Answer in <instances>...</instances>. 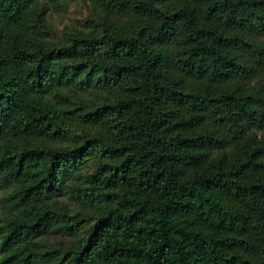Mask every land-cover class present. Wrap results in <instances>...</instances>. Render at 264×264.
<instances>
[{
    "label": "trees",
    "instance_id": "1",
    "mask_svg": "<svg viewBox=\"0 0 264 264\" xmlns=\"http://www.w3.org/2000/svg\"><path fill=\"white\" fill-rule=\"evenodd\" d=\"M68 1L0 0V264H264V0H88L137 17L53 40Z\"/></svg>",
    "mask_w": 264,
    "mask_h": 264
},
{
    "label": "rangeland",
    "instance_id": "2",
    "mask_svg": "<svg viewBox=\"0 0 264 264\" xmlns=\"http://www.w3.org/2000/svg\"><path fill=\"white\" fill-rule=\"evenodd\" d=\"M174 0H165L163 1L164 5H172ZM137 15L135 14H116L111 12L105 7L104 4H94L90 1L85 0H69L57 10L51 11L49 22L51 24V29L49 31L50 38L56 41L64 42L69 40L72 36H76L78 34H96L99 29L108 25L111 28H122L127 29L131 27L132 22L136 19ZM257 39L256 47L259 49H264V36L260 34V36H256ZM263 71L258 74L256 77L251 80H246V89L251 92L257 93V90H264V77ZM88 92V91H87ZM264 94V93H263ZM94 95L92 93H88L84 98L86 101L89 98H93ZM97 102V101H96ZM258 109V120L251 125L248 129L249 133H256L260 135L264 130V117H263V109H264V101L261 100L255 104ZM232 148V144L226 147L213 148L211 150V154H215L220 150H225V152H229ZM95 161L92 160L88 162L84 171H90L94 168ZM69 183L67 187L69 188ZM67 187L64 190L63 199L67 198ZM74 212L84 213L87 219H90V222L93 220L94 216L89 213L87 209H84L81 204H72ZM45 240V238H44ZM48 242L57 246L61 241H65L66 238L64 236H60L59 234H50L47 236ZM62 243V242H61Z\"/></svg>",
    "mask_w": 264,
    "mask_h": 264
}]
</instances>
